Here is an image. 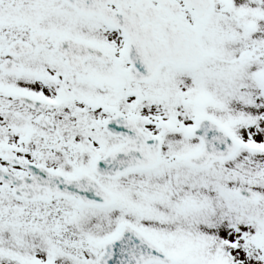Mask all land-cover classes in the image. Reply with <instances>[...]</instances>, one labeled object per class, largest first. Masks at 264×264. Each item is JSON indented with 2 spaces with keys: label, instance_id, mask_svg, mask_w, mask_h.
<instances>
[{
  "label": "snow or ice",
  "instance_id": "obj_1",
  "mask_svg": "<svg viewBox=\"0 0 264 264\" xmlns=\"http://www.w3.org/2000/svg\"><path fill=\"white\" fill-rule=\"evenodd\" d=\"M0 264H264V0H0Z\"/></svg>",
  "mask_w": 264,
  "mask_h": 264
}]
</instances>
